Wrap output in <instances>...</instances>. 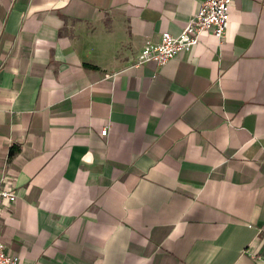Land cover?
Instances as JSON below:
<instances>
[{"label":"crops","instance_id":"obj_1","mask_svg":"<svg viewBox=\"0 0 264 264\" xmlns=\"http://www.w3.org/2000/svg\"><path fill=\"white\" fill-rule=\"evenodd\" d=\"M200 0H0V242L17 264H259L264 0L161 65ZM107 132L100 136V130Z\"/></svg>","mask_w":264,"mask_h":264},{"label":"built area","instance_id":"obj_2","mask_svg":"<svg viewBox=\"0 0 264 264\" xmlns=\"http://www.w3.org/2000/svg\"><path fill=\"white\" fill-rule=\"evenodd\" d=\"M232 0H200L195 13L181 26L176 35L163 31L157 41L145 40L140 47L136 63L152 61L157 65L165 63L177 52L187 51L195 46L202 31H209L216 41L220 42L228 20L227 8ZM107 132L103 127L99 134ZM15 193L9 182L0 183V215L8 214L13 209ZM16 256L7 255L0 242V264H17ZM259 264H264V255Z\"/></svg>","mask_w":264,"mask_h":264}]
</instances>
